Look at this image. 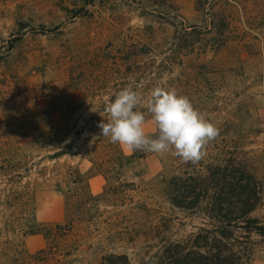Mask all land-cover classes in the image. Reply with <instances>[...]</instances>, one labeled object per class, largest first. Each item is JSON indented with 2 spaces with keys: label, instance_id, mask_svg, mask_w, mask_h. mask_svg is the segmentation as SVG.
Masks as SVG:
<instances>
[{
  "label": "rangeland",
  "instance_id": "374dc122",
  "mask_svg": "<svg viewBox=\"0 0 264 264\" xmlns=\"http://www.w3.org/2000/svg\"><path fill=\"white\" fill-rule=\"evenodd\" d=\"M175 52L198 67L184 90L219 130L195 165L126 150L98 127L125 86L145 109L180 73L161 62ZM217 159L248 165V218L264 227V0H0V264H166L174 246L191 259L213 222L182 195L218 175ZM248 226H231L237 264H264V232Z\"/></svg>",
  "mask_w": 264,
  "mask_h": 264
},
{
  "label": "clouds",
  "instance_id": "9594fccd",
  "mask_svg": "<svg viewBox=\"0 0 264 264\" xmlns=\"http://www.w3.org/2000/svg\"><path fill=\"white\" fill-rule=\"evenodd\" d=\"M142 101L140 92L132 85L117 91L105 107L107 119L98 124L100 136L129 151L170 153L186 164L199 163L207 145L219 135L214 123L187 96L174 88L156 86L144 105L155 125V132L149 134L145 131Z\"/></svg>",
  "mask_w": 264,
  "mask_h": 264
},
{
  "label": "trees",
  "instance_id": "16d2710c",
  "mask_svg": "<svg viewBox=\"0 0 264 264\" xmlns=\"http://www.w3.org/2000/svg\"><path fill=\"white\" fill-rule=\"evenodd\" d=\"M190 28L191 31L195 29L194 27ZM175 55L179 56V62L176 61L178 57L175 59L165 57L161 61L162 65L170 73L172 69L169 66H178L181 71L175 78L166 82L163 87L174 88L179 94L187 96L189 92L187 89H184L192 83L196 75L201 73L198 72V67H194L195 65L192 63L187 67H183L180 57L184 55L179 52H175ZM141 110L147 113L146 108ZM154 132L155 128L149 134H153ZM65 154V150H61L55 153L52 158ZM112 158L118 161L120 156L115 157L113 155ZM214 162L215 165L211 164L212 167L207 168L208 173H214V171L218 173V175L214 174L207 180L213 190H216L213 198L201 195L209 188L208 183L204 180H200L198 185L192 187L182 195L184 199L188 198L187 204L189 206L201 204V200H204V206L209 208L208 216H211L209 218L213 222L211 228L201 230V233L195 237L191 259L187 258L186 255H182L183 251L178 250V247L166 248L164 251L165 259L167 260L166 264H237L240 251L235 243H239V241L236 240L234 231L231 230L232 224L245 220V224L249 225L247 228L250 229V232H253L252 230L264 232V227L256 226L257 221L255 219L248 218L255 210L259 200L258 184L255 181V176L251 174L248 165L243 161L237 162L233 160L232 162H228L226 159H217ZM235 188L239 192L232 194V190ZM230 199L238 201L239 206L236 211L230 210ZM252 225L256 226L255 229H251ZM29 234L34 235L39 233L37 230L31 229ZM109 264L114 263L111 261Z\"/></svg>",
  "mask_w": 264,
  "mask_h": 264
}]
</instances>
